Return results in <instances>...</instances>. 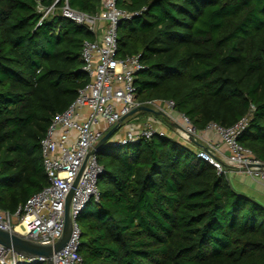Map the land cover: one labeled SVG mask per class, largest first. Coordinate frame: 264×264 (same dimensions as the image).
I'll return each mask as SVG.
<instances>
[{
  "label": "trees",
  "instance_id": "trees-1",
  "mask_svg": "<svg viewBox=\"0 0 264 264\" xmlns=\"http://www.w3.org/2000/svg\"><path fill=\"white\" fill-rule=\"evenodd\" d=\"M55 1L0 0V209L12 216L49 185L41 141L89 83L82 49L97 37ZM102 1L69 5L97 15ZM39 5L55 10L43 19ZM117 7L139 14L118 28L119 56L146 67L138 101H173L197 132L247 118L238 142L264 163V0ZM97 158L99 201L78 219L83 264H264V206L186 144L157 134Z\"/></svg>",
  "mask_w": 264,
  "mask_h": 264
},
{
  "label": "built area",
  "instance_id": "built-area-1",
  "mask_svg": "<svg viewBox=\"0 0 264 264\" xmlns=\"http://www.w3.org/2000/svg\"><path fill=\"white\" fill-rule=\"evenodd\" d=\"M118 0L102 1L97 15H88L74 10L69 0L63 2L62 17L86 27L97 40L85 42L82 49V72L89 83L78 91L76 101L63 113L52 119L45 138L41 141L44 171L49 185L31 197L15 215L0 209V228L10 231L32 242L54 245L63 236L65 226L66 199L89 155L101 139L124 117L140 107L156 108L175 112L173 101H154L141 104L135 81L140 72L146 70L142 56L121 58L119 56L118 28L121 22L131 20L135 15L120 10ZM55 5L46 9L39 5L44 18L52 14ZM42 19V20H43ZM139 114V113H137ZM126 121V120H125ZM180 139L185 143L196 140L198 132L190 120L180 115ZM157 121L147 119L143 124L121 125L106 146L125 147L150 140L155 135L168 136L156 128ZM177 124V123H176ZM248 126L245 118L230 128L210 124L206 130L214 131L229 150L222 159L216 157V147L210 145L196 153L199 160L213 166L218 175L227 177L235 172L264 181V163L253 153L242 147L238 138ZM97 155L88 160L71 203L73 231L70 242L54 256V264H83L79 254L81 229L78 219L92 201H99V181L104 169ZM46 259L25 258L0 245V264H46Z\"/></svg>",
  "mask_w": 264,
  "mask_h": 264
},
{
  "label": "crops",
  "instance_id": "crops-1",
  "mask_svg": "<svg viewBox=\"0 0 264 264\" xmlns=\"http://www.w3.org/2000/svg\"><path fill=\"white\" fill-rule=\"evenodd\" d=\"M162 108V110L151 108L156 113L152 114L147 112L149 115L147 117H144L140 114H135L127 118L123 125L125 127L131 124L141 125L147 119H154L155 121H157V124L155 125L157 129L164 131L169 137L183 144H186L195 153H197L201 149L208 148L210 145H214L216 147L217 158L222 159L229 155L228 148L222 143L220 137L214 131L205 130L202 132H198L195 142H183L180 139V130L178 129V125H180L181 123L180 114L165 110L164 107ZM157 113H162V115H159ZM166 125L170 126L171 128L169 133L166 132ZM201 146L203 148H201ZM226 178L228 179L230 185L241 195L250 197L264 206V181L235 172L230 173Z\"/></svg>",
  "mask_w": 264,
  "mask_h": 264
},
{
  "label": "water",
  "instance_id": "water-1",
  "mask_svg": "<svg viewBox=\"0 0 264 264\" xmlns=\"http://www.w3.org/2000/svg\"><path fill=\"white\" fill-rule=\"evenodd\" d=\"M140 112H148V113H156L153 109L149 107H140L138 110L134 111L130 116H133ZM159 115H162V113H157ZM127 117H124L121 120V123L116 125L109 133H107L103 139L99 142V144L96 146L95 150L89 153L74 185L71 189L65 204V226H64V232L61 239L57 241L54 245H42L35 242H32L26 238H23L15 233H12L10 231L2 230L0 228V245L12 250L13 252L29 259H40L44 258L46 259V264H54V256L61 252L70 242L72 231H73V220L71 215V203L72 199L75 194V189L78 186L79 180L82 176V173L85 169V166L90 159L91 156L96 155L99 153V151L104 148L111 137L117 133L121 127V125L125 122ZM178 129L180 131H183V128L178 125ZM192 142H195V140H192ZM201 148H203L201 146Z\"/></svg>",
  "mask_w": 264,
  "mask_h": 264
},
{
  "label": "rangeland",
  "instance_id": "rangeland-1",
  "mask_svg": "<svg viewBox=\"0 0 264 264\" xmlns=\"http://www.w3.org/2000/svg\"><path fill=\"white\" fill-rule=\"evenodd\" d=\"M143 116H144V117H147V116H149V115H143ZM165 129H166V132L169 133L171 128H170V126L166 125V126H165ZM118 136H121V131L118 132V134L116 135V137H118ZM105 181H106V179L104 178V179H103V185L105 184ZM89 211H90V209H86V210L84 211L82 217H84L86 214H88Z\"/></svg>",
  "mask_w": 264,
  "mask_h": 264
}]
</instances>
